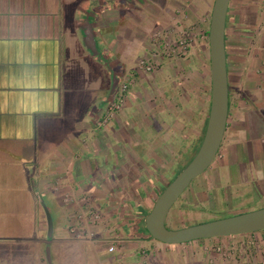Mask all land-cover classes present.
<instances>
[{
	"label": "crops",
	"instance_id": "obj_1",
	"mask_svg": "<svg viewBox=\"0 0 264 264\" xmlns=\"http://www.w3.org/2000/svg\"><path fill=\"white\" fill-rule=\"evenodd\" d=\"M90 2L0 0V154L22 162L29 192L35 193L34 184L42 204L50 200L62 219L52 226L53 239L42 241L53 247L55 264H264V237L253 233L178 245L147 233L145 217L167 186L176 157L185 147L194 149L202 135L206 42L201 31L203 53L196 63L202 79L195 83L189 54L175 50L185 37L179 15L147 12L135 3L88 9ZM97 46L119 68L111 89L95 101L87 78L76 71L79 61L92 67L102 62ZM225 56V134L237 138L229 145L232 164L243 160L241 147L246 154V166H235L228 179L231 186L257 179L263 187L264 0H230ZM142 59L153 73L139 69ZM128 76L130 88L138 90L131 93L133 103L97 129ZM31 161L30 169L25 164ZM213 188L220 189L218 181ZM92 211L99 219L90 218ZM132 222L139 228L127 233L123 228ZM71 226H79L81 240L70 234ZM80 245L89 255L75 253ZM105 254L111 257L102 261Z\"/></svg>",
	"mask_w": 264,
	"mask_h": 264
},
{
	"label": "rangeland",
	"instance_id": "obj_2",
	"mask_svg": "<svg viewBox=\"0 0 264 264\" xmlns=\"http://www.w3.org/2000/svg\"><path fill=\"white\" fill-rule=\"evenodd\" d=\"M79 2L81 0H78ZM91 1L88 4V9H95L100 3L110 5L112 8H121L124 5L135 3L142 10H146L151 13L165 14L169 10L171 13L179 18V21L183 23L185 29L183 33L185 37H182L180 41L186 43V54H189V65L192 66L195 71L196 79L195 83L201 82L202 69L201 66H197V56H201L203 53L202 45L198 40L200 38V23L203 22V17H206V26L208 24L210 9L214 0H87ZM98 2V3H97ZM96 5V6H95ZM192 13V14H191ZM84 25V24H83ZM85 26V25H84ZM178 43V42H177ZM204 60L206 61V44H204ZM95 52L98 53L101 58V63H95L94 66H89L85 62L79 61L78 70L76 72L87 78V90L90 92V98L102 100L112 86V77H116V71L119 68L117 64L118 60L113 55L108 53L105 47L97 46ZM184 53L183 51H180ZM140 62L147 63L145 60ZM138 63V65H139ZM150 64L151 63H147ZM98 67V68H97ZM204 76L206 79V102L205 111L207 116L208 103H209V68L204 62ZM145 71L147 73H153ZM199 72V73H197ZM89 77L93 78L90 82ZM95 81H98L95 82ZM115 78V83H116ZM197 86V85H194ZM128 85L127 91L124 93V104L119 110H117L112 118H104L101 114L100 122L110 121L118 117L119 113L127 110L126 105L133 103L131 99V93L138 91L137 89L130 88ZM104 91V92H102ZM128 100H127V98ZM104 113V111H103ZM229 116V115H228ZM258 119L262 117L258 116ZM263 125V122L261 123ZM100 126L98 128L104 127ZM204 126V123H203ZM255 133V128L251 127L250 134ZM237 141L236 137H232L231 134H225L220 148H225L226 153L222 158L215 160L212 165L202 174L200 177L194 179L188 189L187 193L181 195L166 217L165 225L170 230H178L190 226H195L203 223H208L216 220L230 218L240 214L256 211L264 208V186L261 187L258 184V180L253 182L250 179L247 182L241 184V186H231L229 181V171L235 167L232 165V155L230 153L229 145L231 142ZM198 144V143H197ZM197 146V145H196ZM196 149L189 150L187 147L182 149L180 157H176V163L173 165L172 170L168 175V184L182 171L186 165L192 160L196 154ZM184 153V154H183ZM183 154V155H182ZM239 166L242 169L246 166L244 160L239 161ZM237 163V164H238ZM30 166L31 169L34 163L25 164ZM252 166V164H248ZM27 179L23 170V164L19 160L11 156L0 154V264H49L46 260V249L50 250L51 264H55V253L53 247L44 246L42 241L49 242L53 239V233L48 232L46 227L41 226L45 222V211H47L51 217L52 226L56 225L60 218L57 215L54 204L50 200H44L45 204H42L43 199L35 194L29 192L27 188ZM218 181L220 189L212 190V185ZM167 184V185H168ZM231 186V187H230ZM212 191H211V190ZM164 190V189H163ZM44 217V218H43ZM139 228V223L132 222L125 224L123 230L127 233H133ZM141 228V227H140ZM125 232V233H126ZM253 236H263L264 230L255 232ZM110 248H114L110 246ZM75 253H78L81 257L84 254L89 255V249H85L84 245H80L75 249ZM110 254L102 255V261H106L110 258ZM89 258V257H88ZM70 264H85L83 259L77 260ZM105 264V262H103Z\"/></svg>",
	"mask_w": 264,
	"mask_h": 264
},
{
	"label": "water",
	"instance_id": "obj_3",
	"mask_svg": "<svg viewBox=\"0 0 264 264\" xmlns=\"http://www.w3.org/2000/svg\"><path fill=\"white\" fill-rule=\"evenodd\" d=\"M230 0H214L208 26L210 103L201 144L186 167L165 187L145 217V228L152 239L178 245L198 240L251 234L264 230V208L178 230H170L165 221L169 210L189 187L215 161L224 139L229 105L228 76L225 56V26ZM45 222L51 234V217L45 211ZM46 260L51 264L50 250Z\"/></svg>",
	"mask_w": 264,
	"mask_h": 264
},
{
	"label": "built area",
	"instance_id": "obj_4",
	"mask_svg": "<svg viewBox=\"0 0 264 264\" xmlns=\"http://www.w3.org/2000/svg\"><path fill=\"white\" fill-rule=\"evenodd\" d=\"M175 50L176 51H183L185 52L186 51V43L185 41H179L177 43V45L175 46ZM139 69L142 70L144 69L145 71H148V72H151L154 70V66L151 64H147V63H144V62H140L139 65H138ZM132 83V78L131 76H128L127 78H125V80L119 85L116 93H115V96L114 98L108 102L105 106V109H104V118H112V115L121 108V106L124 104V100H125V97H124V93L127 91V87L128 85H130ZM101 120L97 121L96 123V127H100V126H103V125H106V122H100ZM90 218L91 219H94V220H97L99 219V215L96 213V212H91L90 214ZM82 216H79L77 217V223L80 222V220H82ZM76 221V220H75ZM79 226L75 227V226H71L70 227V234L73 235V237L76 239V240H81L82 237L84 236L83 232H81L79 229H78ZM82 233V234H81ZM113 249L112 248H109V251H112Z\"/></svg>",
	"mask_w": 264,
	"mask_h": 264
},
{
	"label": "trees",
	"instance_id": "obj_5",
	"mask_svg": "<svg viewBox=\"0 0 264 264\" xmlns=\"http://www.w3.org/2000/svg\"><path fill=\"white\" fill-rule=\"evenodd\" d=\"M207 28H208V26H207ZM201 31H203L202 33L204 34V41L206 42V55H207V59H206L205 63L207 65V67L209 68V57H208V29H206V31H205V29L202 27V23H200V32ZM200 38H201V36H200ZM209 92H210V85H209ZM209 103H210V97H209ZM209 103H208L207 116H208V112H209ZM206 122H207V117H206V120H205V125H204L203 131H202V135H201L200 139L198 140L197 146H195L196 151L198 150V148H199V146L201 144V141H202V138H203V135H204V132H205Z\"/></svg>",
	"mask_w": 264,
	"mask_h": 264
},
{
	"label": "flooded vegetation",
	"instance_id": "obj_6",
	"mask_svg": "<svg viewBox=\"0 0 264 264\" xmlns=\"http://www.w3.org/2000/svg\"><path fill=\"white\" fill-rule=\"evenodd\" d=\"M241 149V152H242V155H241V160L243 159L244 161L246 160V154H245V152H244V149H243V147H241L240 148ZM226 150H225V148H220L219 149V152H218V154H217V157H216V161L219 159V158H222L223 156H224V154L226 153L225 152ZM233 165V164H232ZM237 165H239V164H237ZM237 165H233V167H235V166H237ZM181 172V171H180ZM179 172V173H180ZM230 172V171H229ZM211 190V189H210ZM188 191H190V189H186L185 191H184V193L182 194V196L185 194V193H187Z\"/></svg>",
	"mask_w": 264,
	"mask_h": 264
}]
</instances>
